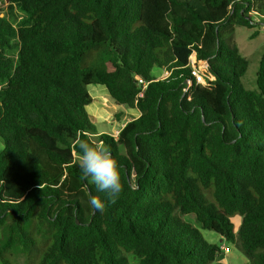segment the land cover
<instances>
[{
  "label": "trees",
  "instance_id": "16d2710c",
  "mask_svg": "<svg viewBox=\"0 0 264 264\" xmlns=\"http://www.w3.org/2000/svg\"><path fill=\"white\" fill-rule=\"evenodd\" d=\"M7 1L23 16H0V264H223L205 232L264 264V46L246 89L236 40L264 0ZM89 85L140 115L98 131ZM82 141L119 163L115 203L83 178Z\"/></svg>",
  "mask_w": 264,
  "mask_h": 264
},
{
  "label": "rangeland",
  "instance_id": "374dc122",
  "mask_svg": "<svg viewBox=\"0 0 264 264\" xmlns=\"http://www.w3.org/2000/svg\"><path fill=\"white\" fill-rule=\"evenodd\" d=\"M13 13V14H12ZM0 16H5L14 23L17 19L22 18V14L17 9H10L8 1L3 0L0 4ZM257 30V35L251 38V35ZM236 40L239 45L240 53L248 59L249 65L244 76L241 78V84L246 89H254L255 76L258 69V62L260 54L264 46V27L260 29H245L242 27L237 28ZM192 69L196 76V80L200 84H204L206 70L202 61L194 62L191 60ZM152 74L156 77H165L168 72L154 68ZM212 79V77H210ZM88 90L93 98L92 103L86 107L87 113L91 120L96 124L98 131L112 132L121 126V124L132 119L137 115V111L128 110L127 108L117 105L109 96L106 88L102 85H89ZM1 146V142H0ZM187 220H191L186 216ZM234 221L237 224L240 222V217L235 216ZM206 238L211 242L219 243L220 245L228 246L230 250L223 252L218 261L223 264H248L247 257L232 243L226 242L220 238L219 235L214 233L205 232Z\"/></svg>",
  "mask_w": 264,
  "mask_h": 264
},
{
  "label": "clouds",
  "instance_id": "9594fccd",
  "mask_svg": "<svg viewBox=\"0 0 264 264\" xmlns=\"http://www.w3.org/2000/svg\"><path fill=\"white\" fill-rule=\"evenodd\" d=\"M77 163L83 178H91L96 189L106 194L108 202L115 203L121 197L124 185L120 165L107 147L82 141ZM89 203L99 212H103L106 207V202L96 197H92Z\"/></svg>",
  "mask_w": 264,
  "mask_h": 264
},
{
  "label": "built area",
  "instance_id": "2783aa9c",
  "mask_svg": "<svg viewBox=\"0 0 264 264\" xmlns=\"http://www.w3.org/2000/svg\"><path fill=\"white\" fill-rule=\"evenodd\" d=\"M138 81L144 84V81L142 79H139ZM118 132L119 130L115 131V135H117ZM220 247H221L222 252H228L230 250L228 246L221 245Z\"/></svg>",
  "mask_w": 264,
  "mask_h": 264
},
{
  "label": "crops",
  "instance_id": "0c3cea01",
  "mask_svg": "<svg viewBox=\"0 0 264 264\" xmlns=\"http://www.w3.org/2000/svg\"><path fill=\"white\" fill-rule=\"evenodd\" d=\"M163 71V70H162ZM160 78H162V77H160ZM104 87V86H103ZM105 88V87H104ZM129 110H134V111H137L138 113H137V115L135 116V117H138L139 115H140V112L137 110V109H128V110H126V111H129ZM132 118H134V117H132ZM129 121V120H128ZM127 122V121H126ZM125 123H123V124H121V126L117 129V130H119L123 125H124Z\"/></svg>",
  "mask_w": 264,
  "mask_h": 264
}]
</instances>
